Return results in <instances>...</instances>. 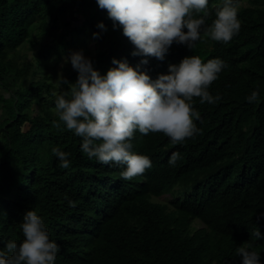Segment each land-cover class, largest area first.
Returning a JSON list of instances; mask_svg holds the SVG:
<instances>
[{
	"label": "trees",
	"instance_id": "1",
	"mask_svg": "<svg viewBox=\"0 0 264 264\" xmlns=\"http://www.w3.org/2000/svg\"><path fill=\"white\" fill-rule=\"evenodd\" d=\"M44 1L0 0V75ZM240 1L85 12L105 47L62 77L78 106L29 114L51 83L0 76V264H264V0Z\"/></svg>",
	"mask_w": 264,
	"mask_h": 264
},
{
	"label": "rangeland",
	"instance_id": "2",
	"mask_svg": "<svg viewBox=\"0 0 264 264\" xmlns=\"http://www.w3.org/2000/svg\"><path fill=\"white\" fill-rule=\"evenodd\" d=\"M62 2L63 0L44 1L40 7L32 10L27 14L23 40L12 47L4 48L6 56L2 61L5 63V69L0 75L2 83L21 87L28 79L33 78L44 79L53 86L51 95L42 90L41 99L29 97V103L25 106L29 114L40 111L45 99L50 97L54 98L55 102L78 106L76 102L78 89L71 81H68L67 85L64 84L62 77L77 72L82 60L93 55L97 49L105 47V44L98 39V35L87 27L90 25L85 19V12H92L98 8L99 15H95L93 20L103 25L108 21L110 12L108 0H87V7L82 8L77 3L72 8L67 7L65 12L60 9ZM252 2L253 0H241L238 6H248ZM68 14H71L70 22L67 21L70 17ZM0 86L2 88L0 123H2L3 116L7 113L4 111L2 100L14 99L15 88L3 84ZM68 86L71 90L67 89ZM53 111L57 113L58 109L54 107ZM28 127L29 124L26 122L23 130ZM2 141L0 138V143ZM171 199L170 194H162L153 197L152 201L169 203ZM202 227L198 220H194L189 231L193 233Z\"/></svg>",
	"mask_w": 264,
	"mask_h": 264
}]
</instances>
